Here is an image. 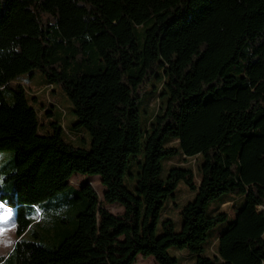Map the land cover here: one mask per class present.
<instances>
[{
  "label": "trees",
  "instance_id": "16d2710c",
  "mask_svg": "<svg viewBox=\"0 0 264 264\" xmlns=\"http://www.w3.org/2000/svg\"><path fill=\"white\" fill-rule=\"evenodd\" d=\"M34 71L66 94L89 148L57 110L40 123L19 80ZM0 151L16 224L0 264H175L170 247L193 264H264V0H0ZM76 173L99 175L102 197L70 185ZM179 181L195 194L175 231L161 215ZM213 200L238 204L210 258L208 232L228 216Z\"/></svg>",
  "mask_w": 264,
  "mask_h": 264
},
{
  "label": "rangeland",
  "instance_id": "374dc122",
  "mask_svg": "<svg viewBox=\"0 0 264 264\" xmlns=\"http://www.w3.org/2000/svg\"><path fill=\"white\" fill-rule=\"evenodd\" d=\"M20 81L27 88L30 95L36 96V103L30 99L31 104H35L37 112L39 115V121L41 124L46 123L49 120L54 119L52 114H47L48 110L56 111L59 121L67 133V135L72 138L84 137V141L79 140L76 142L79 145H82L85 148L90 147V136L88 132L84 129L81 131H72L73 124L76 122V116L73 113L72 104L67 98L66 94L60 89V87L55 84L53 85L54 92L50 86H44L42 83V75L39 71H34L32 75L23 74L20 78ZM152 86H158L159 83L155 79H152L144 88V93L142 95L139 111L141 112V126L145 127L144 112H150L157 105V99L152 97L150 91H154ZM47 114V115H46ZM12 153L11 151H0V170L3 166H8L11 163ZM200 159V157H199ZM178 159L171 160V164L178 163ZM168 171V164L166 160L162 161L161 177H165ZM0 178H3V172L0 171ZM132 181L128 176L125 177V185L132 190ZM70 185L74 187H79L82 184L88 183L96 191L97 195L101 198L102 193L105 189L104 185L101 183L99 175H84L80 173L74 174L69 180ZM194 191L190 190L188 186L183 182L179 181L177 183L176 189L174 191V198H169L165 202V210L162 213V217H169L174 222L175 231H178L181 227V217L179 211L181 207L187 202L191 201L194 198ZM232 198L231 194H224L221 196V199ZM219 200H213L211 202L209 212L215 213L219 211H224L227 213V219L224 222L217 223L212 229L209 230L206 241L203 244L202 254L210 258L217 256V239L219 234L224 230L226 224L234 219L233 211L234 207H220L218 206ZM224 203L223 205H225ZM239 206V205H238ZM13 209V208H12ZM108 209L117 214L122 211V207L118 204L108 206ZM212 210V211H211ZM14 212V209H13ZM14 218V217H13ZM7 227V225H4ZM160 222L157 225L156 234H160ZM24 239H32V236L26 231L23 234ZM16 240L14 234V227L8 228L6 232L0 234V256L8 254ZM168 253L176 258L175 264H193L194 256L186 249H177L175 247L168 248ZM135 264H156L153 257H143L139 256Z\"/></svg>",
  "mask_w": 264,
  "mask_h": 264
},
{
  "label": "snow or ice",
  "instance_id": "6c2138e0",
  "mask_svg": "<svg viewBox=\"0 0 264 264\" xmlns=\"http://www.w3.org/2000/svg\"><path fill=\"white\" fill-rule=\"evenodd\" d=\"M4 187L3 178H0V189ZM15 213L12 207L9 205L8 201L0 197V234H3L10 227H16L13 220ZM4 225H7L5 227Z\"/></svg>",
  "mask_w": 264,
  "mask_h": 264
}]
</instances>
